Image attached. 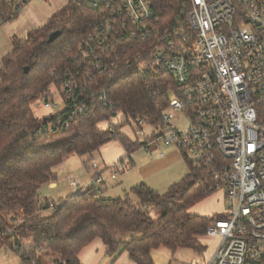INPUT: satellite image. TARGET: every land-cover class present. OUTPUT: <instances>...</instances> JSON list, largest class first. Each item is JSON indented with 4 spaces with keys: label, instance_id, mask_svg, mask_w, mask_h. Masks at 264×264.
<instances>
[{
    "label": "trees",
    "instance_id": "16d2710c",
    "mask_svg": "<svg viewBox=\"0 0 264 264\" xmlns=\"http://www.w3.org/2000/svg\"><path fill=\"white\" fill-rule=\"evenodd\" d=\"M150 1L161 31L188 29V0ZM0 10L12 13L3 0ZM96 20L95 12L69 1L26 39L13 37V51L2 60L0 250L16 252L20 264H41L39 256L46 251L55 258V264H81V251L96 239L108 247L109 253L120 250L119 254H127L134 264H155L152 253L161 247L204 254L207 230L225 217V210L204 216L200 209L209 206L217 192L222 204L227 203L226 192L217 189L207 169L197 168L186 157L187 175L162 194L140 184L124 198L105 199L91 195L99 189L91 184L87 190L58 201L40 195L41 187L57 181L55 168L72 154L91 156L117 142L129 158L148 147L153 134L144 141L136 136L133 141L122 129L129 126L134 131L139 120L155 129L161 127L171 95L178 90L175 81L162 72L120 70L112 76L104 75L97 86L109 92L114 108L100 107L64 132L48 131L57 117L50 115L44 120L46 117L37 116L32 105L57 83V73L72 66L80 43L92 32ZM54 32H61V36L49 43ZM262 109L264 117V105ZM118 114L122 120L116 125L113 119ZM44 210L53 214L43 217ZM152 210L160 212V217L154 219ZM8 215H14L11 222Z\"/></svg>",
    "mask_w": 264,
    "mask_h": 264
},
{
    "label": "built area",
    "instance_id": "2783aa9c",
    "mask_svg": "<svg viewBox=\"0 0 264 264\" xmlns=\"http://www.w3.org/2000/svg\"><path fill=\"white\" fill-rule=\"evenodd\" d=\"M3 1L12 13L0 10V22L12 21L29 2ZM69 1L97 20L72 66L41 98L49 110L59 108L57 96L66 106L48 131L64 132L100 107L112 110L109 92L97 86L104 75H169L178 90L163 113V135L152 133V142L175 147L226 192L225 217L207 230L218 240L208 264H264V0H188V29L164 31L150 0ZM147 126L139 120L135 135L146 138ZM102 183L98 175L91 182L98 193ZM70 185L79 190L77 180Z\"/></svg>",
    "mask_w": 264,
    "mask_h": 264
},
{
    "label": "rangeland",
    "instance_id": "374dc122",
    "mask_svg": "<svg viewBox=\"0 0 264 264\" xmlns=\"http://www.w3.org/2000/svg\"><path fill=\"white\" fill-rule=\"evenodd\" d=\"M69 0H29L27 5H25L20 13L18 14L17 18L13 19L10 22H6L2 25H0V69L2 68V60L3 56L1 54L4 52V56L8 55L13 51V45H12V38L17 37L19 39H26L28 37V34L36 29H39L43 27L49 19L57 12L62 10L67 4ZM187 30V29H185ZM21 35L20 37L18 35ZM86 38V37H85ZM84 38V39H85ZM83 39V40H84ZM82 40V41H83ZM8 43V47H10V50L4 49L5 44ZM82 43V42H81ZM80 43V44H81ZM80 46V45H79ZM7 51V52H5ZM10 51V52H9ZM51 90H54L51 88ZM54 95H56V91H53ZM58 95V94H57ZM55 103L59 106L57 110L54 109H46L42 100L38 99L33 103V108L35 109V112L37 116L40 118H44L48 115H56L58 112H61L65 110L66 106L62 102L60 96H57L54 100ZM169 113H173L172 110L168 111ZM261 118L264 120V117L261 116ZM122 120V116L118 114L114 119L113 123L118 124ZM177 122H172V126H176ZM103 127L106 126V124L102 125ZM134 128H136L134 126ZM146 137H150L152 133H156V135L159 137L163 135V131L153 130L151 127H145ZM124 133L128 138L131 140H136V135L133 131V128H130L129 126H126L121 131ZM141 141H144L143 138H139ZM174 147L172 145L167 146L163 141H157L152 142L148 145V147L142 148L137 150L135 153L131 155V159L134 163L137 165L141 164V168H143V176H145L143 181L145 183H149L151 187L157 189L161 194L165 193L172 185L178 183L184 175L188 172L187 169V161L186 158L181 156L180 160L176 163H173L172 165H150L148 164L149 160L155 157H159L161 153H165L166 158L169 154V150H173ZM100 152H95L91 156L89 155H77L72 154L66 159L67 165L64 163L62 166H58L55 168V170L59 173V177L61 179H65L69 173H86L84 175H88V173L93 174V165L95 163V160L99 157ZM117 153L113 152L110 154V156H114ZM161 158V157H160ZM95 159V160H93ZM126 168L122 171L121 165L117 167L118 170H121L122 173L118 174L117 182L114 183V187L117 188V190H121V181L120 179L124 176V174H128L130 172V166H131V160L129 158L124 159ZM69 164V165H68ZM89 165L90 169L88 170L86 167ZM135 173V172H134ZM133 173V174H134ZM130 174V173H129ZM73 175V174H72ZM82 176V175H81ZM137 177V175H134V178ZM133 178V179H134ZM96 197L105 198V199H112V198H118L117 196H106V195H99L97 194H91ZM119 198H124V196H120ZM216 198L218 201H221V195L220 192L216 193ZM133 199H135L133 197ZM220 203L221 205L218 207L220 211L225 208L227 209L228 203L222 204L221 202H215ZM213 207V206H212ZM204 207H201V211L206 212L207 210L203 209ZM53 214L52 210H47L42 212V216H50ZM152 217L154 219H157L160 217V212L156 210L151 211ZM12 218H14V215H8L7 219L9 222H11ZM7 236H5L4 239H6ZM203 243L207 246V251L204 254H198L195 251L191 249H178L176 252H172L171 250L161 247L157 250H154L152 253V258L155 264H193L194 261H196L198 264H208V261L211 258L212 251L216 248L218 244V240L216 238L212 237H205L203 239ZM11 259L16 261L17 264H20V258L16 252H11L9 254L5 253L4 250L0 251V264H11ZM39 261L41 264H55V258L52 256L49 252H43L39 256ZM110 261V259L108 260Z\"/></svg>",
    "mask_w": 264,
    "mask_h": 264
},
{
    "label": "crops",
    "instance_id": "0c3cea01",
    "mask_svg": "<svg viewBox=\"0 0 264 264\" xmlns=\"http://www.w3.org/2000/svg\"><path fill=\"white\" fill-rule=\"evenodd\" d=\"M18 36L20 37L21 35L19 34ZM8 48L10 50V47H8V43H7V44H5L4 49L8 50ZM1 49L2 48H0V52H1ZM5 52H7V51H5ZM3 53L1 54V56H3V58H4L5 57L4 54H6V53H4V54ZM113 152H115L117 154L114 156H110V154ZM127 156L128 155L126 154L125 150L123 149V147L119 143H117V142L110 143L100 150L99 157L96 160L93 159V160H95V163L97 164V169H95V168L93 169L94 170L93 174L88 173V175H84L86 173L83 174L81 172H78L77 174L76 173H69L65 179H61L59 177L60 172H57L56 170H54L56 175H57V181L41 187V189L39 191L40 195H41V197H43L45 199L58 201L61 198H64L66 196H69V195L75 193V190L70 185L72 180H77L80 183L79 190H82V189L87 190L88 188H90L93 178L97 175L99 177H101L103 180L100 194L109 196L111 198H112V196H117L118 198L120 196H125L128 192H130V190L132 188H134L135 186H138L140 184H147L148 186L151 187V185H149V183H145L143 181L144 180L143 178L145 176H143V168L140 167L141 164L137 165L136 163H134L131 159V156L129 157V160H131V166H130L131 170L129 172L130 174L129 173L124 174V176L120 179L121 190H117V188L114 187V183L117 182L118 174L119 173L121 174L122 171L126 168L125 162L120 163V161L124 160L125 158H128ZM167 156L168 157L166 158L165 153L162 152L159 157H155V158H152L151 160H149L148 164H150V165H157V164L172 165L173 163L178 162L180 160L181 156H183V155L174 147L173 150H169V154ZM67 162H68V160L65 161L64 163L67 165ZM62 165H60V166H62ZM120 165H121L122 171L117 169V167H119ZM86 168L89 170L90 169L89 165ZM187 169H188V167H187ZM187 173L184 175V177L187 175ZM114 175H115V177H113ZM134 175H137V177L134 178ZM151 188H153V187H151ZM153 189L157 191V189H155V188H153ZM97 190L98 189H96V191ZM211 199H213V200H211L209 202V206L204 208L207 211L206 212H200L201 215L210 216L213 213L220 212L218 207L221 204L215 203V202L216 201L221 202V201H218L217 198H214V197ZM2 250H4V249H2ZM4 251L7 254L10 253V251H7V250H4ZM214 251H215V249L212 251L211 255H213ZM119 252H120V250H117L115 254L109 253L108 247L105 246V244L100 239H96L89 246H87L86 248H84L81 251V253L79 255V261L81 264H134L129 259L127 254H121L120 255ZM109 259H110V261H108ZM11 261H12L11 264H17L16 261H14L12 259H11Z\"/></svg>",
    "mask_w": 264,
    "mask_h": 264
},
{
    "label": "water",
    "instance_id": "95a60500",
    "mask_svg": "<svg viewBox=\"0 0 264 264\" xmlns=\"http://www.w3.org/2000/svg\"><path fill=\"white\" fill-rule=\"evenodd\" d=\"M61 36V32H54L50 35L49 38V43L55 42L59 37ZM25 72H28V69L25 70ZM48 118L46 117L44 120H47Z\"/></svg>",
    "mask_w": 264,
    "mask_h": 264
}]
</instances>
